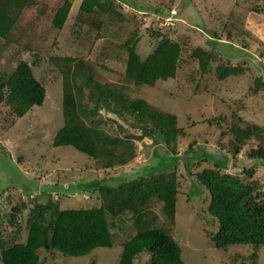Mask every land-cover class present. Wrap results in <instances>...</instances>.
<instances>
[{"label":"rangeland","instance_id":"1","mask_svg":"<svg viewBox=\"0 0 264 264\" xmlns=\"http://www.w3.org/2000/svg\"><path fill=\"white\" fill-rule=\"evenodd\" d=\"M62 1L33 0L23 8L11 38L0 39V70L10 71L18 59L30 62L36 54L39 64H32L33 73L45 88L42 103L32 106L22 116L14 117L7 106L0 104V211L6 210L7 204L12 202L11 195L8 200L9 194L24 200L27 192L30 197L36 196L34 201L26 200L28 206L62 192L68 195L58 198L60 208L97 205L98 184L114 186L138 175L174 166L178 174V188L175 224L170 235L180 245L181 259L186 264H253L249 257L253 250L249 244H233L226 248L210 245L209 236L217 229V221L206 211L209 195L195 174L203 167L214 166V158L226 156L227 162L222 171L238 175L244 181L253 180L264 195V160L247 155L249 148L264 147V86L259 93H249L255 76L264 81V13L249 8L264 7V0H175L173 5L161 0H136L142 6H149V11L156 8L158 12L136 11L133 14L129 5L123 3L121 10L126 16L123 21L98 13H80V0H71L64 24L56 29L51 24V18ZM130 12L133 17H128ZM100 19L104 22L99 28L91 25ZM154 19L156 21L152 23ZM197 24L214 27L218 32L223 24L227 26L230 34L234 35L230 40L233 42L217 43V47L232 62L241 59H235L237 52L245 56L249 67L243 65L244 70L240 74L217 80L213 69L201 73L197 60L188 51L181 56L174 79L157 82L154 87L129 85L131 97H141L153 108L175 115L176 125L182 133L176 135V155L171 160L169 156L173 152L155 134H144L141 140H135L137 156L133 163L117 166L106 173L95 169L85 153L69 145H52L54 132L63 125L61 75L51 61L52 57L82 58L94 66L95 79L100 83H122L125 66L123 42L131 31L138 34L136 51L145 57L157 41V37L147 31L148 25L151 28L163 27L164 31L175 36L183 32L192 34L207 47L206 31ZM230 24L235 26L232 28ZM240 28H245L249 34L238 36L236 32ZM220 38L225 40L226 30L221 31ZM244 40L250 54L242 53L231 45L239 46ZM234 112L242 121L232 117ZM101 114L105 128L110 123L116 127L112 122L115 120L113 114L104 111ZM219 117H224V120ZM232 122L239 126L257 123L263 128V133L247 139L238 153L233 154L232 145L228 142L231 137L228 128ZM172 158H176V163ZM95 176L105 179H95ZM150 206L158 220L164 222L158 204L152 201ZM0 217L3 224L0 235L3 236L12 232L15 226L9 224L2 214ZM19 220V238L22 239L25 235L23 218ZM124 228L122 234L114 231L116 241L111 247H96L84 255H61L40 248V262L117 264L120 242L132 229L127 221ZM256 252L254 264H264V244ZM134 264L146 263L142 259Z\"/></svg>","mask_w":264,"mask_h":264},{"label":"trees","instance_id":"2","mask_svg":"<svg viewBox=\"0 0 264 264\" xmlns=\"http://www.w3.org/2000/svg\"><path fill=\"white\" fill-rule=\"evenodd\" d=\"M32 1L0 0V39L11 38L23 8ZM161 1L170 5L175 2ZM123 3L129 5L133 14L136 11L158 12L156 8V11H149V6H142L136 0H80L78 11L108 15L117 21H123L126 17L121 10ZM70 5L71 0H63L58 5L51 18L53 27H62ZM249 9L264 13L262 6H250ZM130 14L128 17H133ZM155 21L156 19L152 20V23ZM103 22L100 19L91 25L99 28ZM224 24L221 29L226 30L225 40L220 38L222 30L218 32L214 27L197 24L206 31L207 47L199 43L192 34L183 32L182 35L175 36L164 31L163 27L151 28L152 24L148 25L147 31L157 37V41L145 57H141L136 51L138 34L131 31L123 42L125 66L122 83H100L95 79L94 66L82 58L52 57L51 61L61 75L63 117V125L53 134L52 145H69L85 153L94 168L112 169L127 164L135 157V140H141L144 134H155L173 152L169 156L171 160L176 155V135L182 133L176 125L175 115L153 108L141 97H131L129 85L154 87L157 82L174 79L181 56L188 51L197 60L201 73L213 69L217 80L240 74L244 70L243 65L249 67L245 56L237 52L235 59H241L232 62L217 47V43L233 42L230 40L234 35L230 34V29L224 27ZM229 26L233 28L235 25ZM248 32L245 28H240L236 34L239 36L241 33L249 34ZM231 45L242 53H249L245 40L239 46ZM32 64H39L36 54L30 62L18 59L10 71L0 70V104L7 106L14 117L22 116L32 106L40 105L44 99V85L35 77ZM263 86L264 81L255 76L249 93L256 94ZM101 109L115 116V120L111 121L116 127L112 123L107 124V128L104 127ZM232 117L242 121L236 112ZM219 118L224 120V117ZM228 132L231 135L228 142L235 154L247 139L262 135L263 128L257 123L239 126L232 122ZM247 155L264 160V147L258 145L249 148ZM172 160L176 163V158ZM226 160V156L214 158V166L203 167L195 174L209 195L206 211L217 221V229L209 236L210 245L226 248L233 244H249L253 250L249 257L254 264L256 250L264 244V195L253 180L244 181L238 175L222 171ZM166 168L138 175L114 186L98 184V204L89 207L60 208L58 198L68 195L63 192L59 195L54 193L55 197L50 195L44 202L36 201L31 206H28L26 200L34 201L36 196L30 197L29 192L24 200L20 196L14 199L9 194L8 200L11 197L12 202L0 214L15 228L12 232L0 235V264H41L38 255L40 248L56 251L61 255L79 256L96 247H111L116 241L114 231L124 233L122 231L126 221L131 224L132 229L125 233L127 237L120 242L117 264H134L142 259L146 264H186L181 259L179 243L170 235L175 224L178 174L174 166ZM97 177L105 179L103 176H95V179ZM152 201L158 204L165 218L164 222L159 221L156 212L152 210ZM18 216L23 218L22 230L25 235L22 239L19 238L21 229ZM1 217L0 229L3 227Z\"/></svg>","mask_w":264,"mask_h":264},{"label":"crops","instance_id":"3","mask_svg":"<svg viewBox=\"0 0 264 264\" xmlns=\"http://www.w3.org/2000/svg\"><path fill=\"white\" fill-rule=\"evenodd\" d=\"M138 152V151H137ZM137 156V155H136ZM135 156V157H136ZM134 157V158H135ZM131 159L127 164H131V163H133L134 162V160L135 159ZM141 161V160H140ZM124 165H126V164H124ZM94 167V166H93ZM117 166H115V167H113L112 169H97V170H99V172H101V173H106V172H108L109 170H111V171H113L115 168H116ZM96 169V168H95Z\"/></svg>","mask_w":264,"mask_h":264},{"label":"water","instance_id":"4","mask_svg":"<svg viewBox=\"0 0 264 264\" xmlns=\"http://www.w3.org/2000/svg\"><path fill=\"white\" fill-rule=\"evenodd\" d=\"M100 111H102V112H103V111H104V109H101Z\"/></svg>","mask_w":264,"mask_h":264},{"label":"clouds","instance_id":"5","mask_svg":"<svg viewBox=\"0 0 264 264\" xmlns=\"http://www.w3.org/2000/svg\"><path fill=\"white\" fill-rule=\"evenodd\" d=\"M166 23H167V21H166ZM169 23V22H168Z\"/></svg>","mask_w":264,"mask_h":264},{"label":"built area","instance_id":"6","mask_svg":"<svg viewBox=\"0 0 264 264\" xmlns=\"http://www.w3.org/2000/svg\"><path fill=\"white\" fill-rule=\"evenodd\" d=\"M168 23V22H167Z\"/></svg>","mask_w":264,"mask_h":264}]
</instances>
